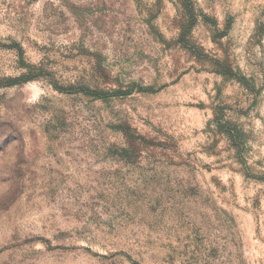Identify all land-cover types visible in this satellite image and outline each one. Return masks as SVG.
<instances>
[{
	"label": "rangeland",
	"instance_id": "1",
	"mask_svg": "<svg viewBox=\"0 0 264 264\" xmlns=\"http://www.w3.org/2000/svg\"><path fill=\"white\" fill-rule=\"evenodd\" d=\"M0 264H264V0H0Z\"/></svg>",
	"mask_w": 264,
	"mask_h": 264
}]
</instances>
